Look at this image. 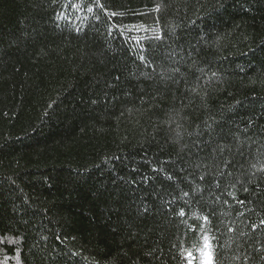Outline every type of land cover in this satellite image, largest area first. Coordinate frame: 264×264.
Wrapping results in <instances>:
<instances>
[{
	"label": "trees",
	"instance_id": "trees-1",
	"mask_svg": "<svg viewBox=\"0 0 264 264\" xmlns=\"http://www.w3.org/2000/svg\"><path fill=\"white\" fill-rule=\"evenodd\" d=\"M100 2L0 0V264H264V0Z\"/></svg>",
	"mask_w": 264,
	"mask_h": 264
},
{
	"label": "snow or ice",
	"instance_id": "snow-or-ice-1",
	"mask_svg": "<svg viewBox=\"0 0 264 264\" xmlns=\"http://www.w3.org/2000/svg\"><path fill=\"white\" fill-rule=\"evenodd\" d=\"M90 3H94L97 7L103 9L105 8V4H102L100 2V0H89ZM159 7L156 8V11H159ZM88 11L92 12L93 8L92 7H88ZM132 11L134 14H139L136 13L135 10H130ZM111 17H116L117 16V12L112 11L110 13ZM135 27V26H133ZM77 32H79V29L76 30ZM119 32V28H117L116 30L109 32L108 35L109 36H114L116 35V33ZM120 39H124V35L123 32H120ZM156 40H162V37H156ZM127 43V42H126ZM136 44H139V41H135ZM152 52V48H151V42H149V44L144 45V47L139 49V60L141 63H146V57L151 55ZM119 79V77H117V80ZM176 81H174L175 83ZM193 147L196 148V155H199L200 152H204L209 148H212L213 151H216V149L213 147V145L208 142V141H201L199 144H196L194 142ZM201 179H203V177H201ZM245 191H247V189H245ZM185 195H187V193H185ZM241 204L244 203V201H240ZM179 215L181 217H183L185 215L184 210L180 209L179 211ZM209 219L208 216L204 217L205 222H207ZM261 224L264 225V220L261 221ZM204 239V245L203 248L200 250V257H201V264H215V248L213 246V241L210 239V237L208 235H205L203 237ZM189 261V264H191V261L193 259L192 257V253H188L187 257H186ZM264 259V258H262Z\"/></svg>",
	"mask_w": 264,
	"mask_h": 264
},
{
	"label": "rangeland",
	"instance_id": "rangeland-1",
	"mask_svg": "<svg viewBox=\"0 0 264 264\" xmlns=\"http://www.w3.org/2000/svg\"><path fill=\"white\" fill-rule=\"evenodd\" d=\"M192 257H193V255H192ZM193 260H194V259H192L191 264H193ZM3 262H5V261H3Z\"/></svg>",
	"mask_w": 264,
	"mask_h": 264
}]
</instances>
